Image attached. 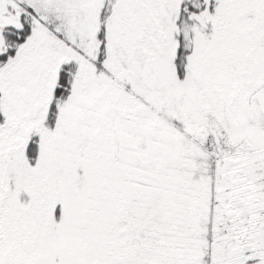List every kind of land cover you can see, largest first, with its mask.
Wrapping results in <instances>:
<instances>
[{
	"label": "snow or ice",
	"instance_id": "obj_1",
	"mask_svg": "<svg viewBox=\"0 0 264 264\" xmlns=\"http://www.w3.org/2000/svg\"><path fill=\"white\" fill-rule=\"evenodd\" d=\"M0 264H264V0H0Z\"/></svg>",
	"mask_w": 264,
	"mask_h": 264
}]
</instances>
